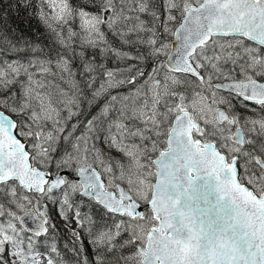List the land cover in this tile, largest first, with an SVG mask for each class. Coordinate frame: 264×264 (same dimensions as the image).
<instances>
[{"label":"snow or ice","instance_id":"obj_1","mask_svg":"<svg viewBox=\"0 0 264 264\" xmlns=\"http://www.w3.org/2000/svg\"><path fill=\"white\" fill-rule=\"evenodd\" d=\"M0 264H264V0H0Z\"/></svg>","mask_w":264,"mask_h":264},{"label":"trees","instance_id":"obj_2","mask_svg":"<svg viewBox=\"0 0 264 264\" xmlns=\"http://www.w3.org/2000/svg\"><path fill=\"white\" fill-rule=\"evenodd\" d=\"M11 27L16 31L18 35H23L33 40H42L43 28L40 23L30 17L27 12L20 11L19 14L12 13L10 20ZM95 213H99L98 210H94Z\"/></svg>","mask_w":264,"mask_h":264},{"label":"rangeland","instance_id":"obj_3","mask_svg":"<svg viewBox=\"0 0 264 264\" xmlns=\"http://www.w3.org/2000/svg\"><path fill=\"white\" fill-rule=\"evenodd\" d=\"M42 39H43V37H42ZM96 210H98V211H99V209H96Z\"/></svg>","mask_w":264,"mask_h":264}]
</instances>
